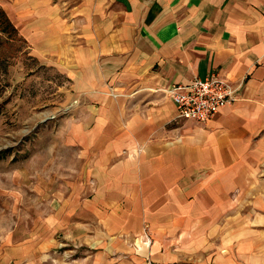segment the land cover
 I'll list each match as a JSON object with an SVG mask.
<instances>
[{
  "label": "crops",
  "instance_id": "1",
  "mask_svg": "<svg viewBox=\"0 0 264 264\" xmlns=\"http://www.w3.org/2000/svg\"><path fill=\"white\" fill-rule=\"evenodd\" d=\"M35 56L97 108L78 264H264V0H35ZM212 75L234 101L179 118L167 90Z\"/></svg>",
  "mask_w": 264,
  "mask_h": 264
},
{
  "label": "rangeland",
  "instance_id": "2",
  "mask_svg": "<svg viewBox=\"0 0 264 264\" xmlns=\"http://www.w3.org/2000/svg\"><path fill=\"white\" fill-rule=\"evenodd\" d=\"M25 1L0 0L14 25L0 29V264H78L94 258L85 243L95 236L80 233L96 219L80 216L94 194L73 134L97 108L35 56V0Z\"/></svg>",
  "mask_w": 264,
  "mask_h": 264
},
{
  "label": "built area",
  "instance_id": "3",
  "mask_svg": "<svg viewBox=\"0 0 264 264\" xmlns=\"http://www.w3.org/2000/svg\"><path fill=\"white\" fill-rule=\"evenodd\" d=\"M167 92L177 106L179 118L201 123L232 103L236 94L232 85L215 75L206 80L196 78L188 85L172 87Z\"/></svg>",
  "mask_w": 264,
  "mask_h": 264
},
{
  "label": "trees",
  "instance_id": "4",
  "mask_svg": "<svg viewBox=\"0 0 264 264\" xmlns=\"http://www.w3.org/2000/svg\"><path fill=\"white\" fill-rule=\"evenodd\" d=\"M5 26L14 28V25L10 21L8 14L4 10V8L0 6V29H5Z\"/></svg>",
  "mask_w": 264,
  "mask_h": 264
}]
</instances>
